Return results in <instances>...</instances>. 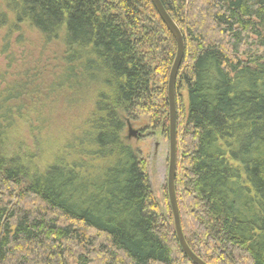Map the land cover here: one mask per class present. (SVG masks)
Wrapping results in <instances>:
<instances>
[{"label": "trees", "instance_id": "trees-1", "mask_svg": "<svg viewBox=\"0 0 264 264\" xmlns=\"http://www.w3.org/2000/svg\"><path fill=\"white\" fill-rule=\"evenodd\" d=\"M162 2L185 39L186 241L208 264H264V0ZM177 49L152 0H0V264H195L125 131L147 115L169 135ZM54 127L67 146L44 165L36 146L3 153Z\"/></svg>", "mask_w": 264, "mask_h": 264}, {"label": "rangeland", "instance_id": "rangeland-1", "mask_svg": "<svg viewBox=\"0 0 264 264\" xmlns=\"http://www.w3.org/2000/svg\"><path fill=\"white\" fill-rule=\"evenodd\" d=\"M183 96H186L185 90L182 91ZM60 128H65V124L59 123ZM55 131L51 134L47 133V145L32 144V140L28 137L26 131L23 129H16L12 138L8 140L7 148L3 153L10 155L17 149V145L21 144L22 148H35L39 150L38 155L33 159V166L44 165L51 161V158L57 156L58 150L61 151L62 147L67 146V142L63 140L64 131L59 132L54 127ZM135 130L137 133L132 134L130 130ZM26 130H29L26 128ZM30 131V130H29ZM126 134L129 136V142L135 149L141 151L143 158L147 163V170L150 176L154 197L156 201L162 202L168 198V170H169V135L166 136L161 128L154 127L150 124V119L147 115L142 116L138 121L128 122ZM72 135V134H71ZM131 135V136H130ZM72 137V136H71ZM75 144V139L71 142ZM41 151V152H40ZM59 151V152H60ZM28 160V158H27Z\"/></svg>", "mask_w": 264, "mask_h": 264}, {"label": "water", "instance_id": "water-1", "mask_svg": "<svg viewBox=\"0 0 264 264\" xmlns=\"http://www.w3.org/2000/svg\"><path fill=\"white\" fill-rule=\"evenodd\" d=\"M156 9L158 10L163 21L169 27L177 41V55L172 66V70L169 78L168 95H169V106H170V132H169V170H168V194L172 213L175 221V227L178 235L179 242L187 254V256L195 264H208L200 256H198L188 245L181 222L179 203L176 192V174H177V158H178V134H177V100H176V83L179 73V69L183 62L185 54V39L184 35L176 23L171 17L162 0H152ZM131 135L136 134L135 130H130ZM130 135V136H131Z\"/></svg>", "mask_w": 264, "mask_h": 264}]
</instances>
